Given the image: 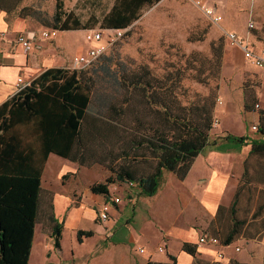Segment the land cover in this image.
Returning a JSON list of instances; mask_svg holds the SVG:
<instances>
[{
    "label": "trees",
    "instance_id": "1",
    "mask_svg": "<svg viewBox=\"0 0 264 264\" xmlns=\"http://www.w3.org/2000/svg\"><path fill=\"white\" fill-rule=\"evenodd\" d=\"M159 1L115 0L104 27L127 28L146 6ZM17 2L0 0V9L12 13ZM62 6L57 5L56 29L87 28L71 14L63 19ZM215 52L214 62L220 68L221 53ZM99 69L95 78L85 68L51 67L0 105V160L4 163L0 168L7 172L0 175V264H29L44 190L41 174L50 153L83 166H106L112 175L91 186L93 193L106 197L116 182L135 184L140 195H155L166 172L183 180L195 158L218 140L252 144L249 158L264 155V110L258 125L261 138L229 133L212 138L216 90L183 104L177 92L179 81L173 76H151L148 68L128 71L123 67L118 72L108 60ZM100 74L110 81L114 92H101ZM209 77L196 75L202 83L209 82ZM26 123L30 124L28 134L39 137L37 148L24 143L26 136L19 126ZM92 157L95 160L88 162ZM240 194L239 185L232 205L221 206L216 214V221L232 222L227 230L216 228L219 237L215 236L226 246L238 240L245 228V222L235 216ZM51 220L49 233L55 248L60 249L62 222L54 214ZM93 234L91 230L78 231L79 240ZM183 250L196 252L189 243L183 244Z\"/></svg>",
    "mask_w": 264,
    "mask_h": 264
},
{
    "label": "rangeland",
    "instance_id": "2",
    "mask_svg": "<svg viewBox=\"0 0 264 264\" xmlns=\"http://www.w3.org/2000/svg\"><path fill=\"white\" fill-rule=\"evenodd\" d=\"M58 3L63 5V19L71 14L87 28L64 32L57 29L55 39L44 40L40 32L55 28ZM114 3L115 0H18L16 8L8 16L23 19L28 24L27 32L35 37L31 51L41 53L51 48L49 54L58 60L56 67L70 70L85 68L95 78L101 72L100 64L107 60L118 72L123 67L128 71L148 68L151 76L161 79L173 76L179 81L177 92L183 104L208 96L214 89L217 99L212 138L226 133L238 135L235 131L239 116L248 125L251 137L261 138L253 126L258 128L260 111L264 110V71L244 62L242 50L231 46L226 35L229 31L236 32L254 48H264V0H161L146 6L141 17L124 28L121 37L115 35L114 28L104 27L105 16ZM205 8H212L215 15L221 17L220 21L215 22ZM70 21L72 24L73 20ZM250 21L254 28L248 27ZM98 29L103 30V37L110 41L109 46L89 66L75 67V57L87 53L89 47L97 44L87 43L86 34ZM214 47L221 53L220 68L214 62L217 53ZM96 69L99 72L94 74ZM196 75H209V82H199ZM98 79L101 92H114L110 81L108 83L102 74ZM256 103L262 107L257 108ZM94 160L93 157L87 159L88 162ZM80 166L78 173L66 172L60 179L52 175L45 180L37 222L42 233H49L51 229L57 193L74 188L83 192L91 190L94 183L105 182L112 175L106 166L99 163ZM244 166L245 175L239 182L241 194L235 216L245 222L246 228L240 235L249 237L264 227V212L260 213V206H264V155H253ZM129 183L116 182L117 192H122ZM255 206L257 212L253 213ZM209 221L206 216L202 225ZM231 226L230 220H214L209 228L205 226L201 230L218 236L216 227L227 230ZM68 239H65V244H68Z\"/></svg>",
    "mask_w": 264,
    "mask_h": 264
},
{
    "label": "crops",
    "instance_id": "3",
    "mask_svg": "<svg viewBox=\"0 0 264 264\" xmlns=\"http://www.w3.org/2000/svg\"><path fill=\"white\" fill-rule=\"evenodd\" d=\"M8 15L0 9V105L18 92V78L30 83L45 70L58 68L55 65L58 60L49 54L51 48L41 53L23 50L16 40L17 35L35 37L27 32L28 24L23 19ZM236 124V134L251 137L248 125L240 116ZM29 126V123L19 126L26 136L24 143L37 148L39 137L28 134ZM251 148L252 144L218 140L195 158L183 180H179L176 173L166 172L159 191L151 197L140 195L139 188L131 183L122 192H117L115 183L111 184L108 197L91 190L64 189L55 197V217L63 226L61 248H55L50 233H42L35 224L28 263L264 264V227L249 237L241 235L228 246L198 243L205 232L201 228L210 227L221 206L229 208L232 205ZM67 159L49 154L41 174L42 186L52 175L60 179L66 172L78 173L80 164ZM0 165L4 167L3 160ZM6 173L0 168V175ZM114 197L120 202L115 203ZM106 203L109 204L108 218L103 221L99 219V211ZM260 208L263 213L264 206ZM252 212H257L256 206ZM206 216L210 221L204 226ZM79 230H91L94 234L79 240ZM66 238H69L68 244H65ZM184 243L195 248L194 255L183 250ZM163 244L165 252L158 251V246ZM139 248L145 251L141 253ZM220 250L223 258L217 255Z\"/></svg>",
    "mask_w": 264,
    "mask_h": 264
},
{
    "label": "built area",
    "instance_id": "4",
    "mask_svg": "<svg viewBox=\"0 0 264 264\" xmlns=\"http://www.w3.org/2000/svg\"><path fill=\"white\" fill-rule=\"evenodd\" d=\"M200 2V1H199ZM198 2V4H199ZM205 12L213 17V20L215 22H219L221 17L215 15V11L212 8H205ZM249 28H254V23L250 22L248 24ZM115 35L118 37H121L123 35V32H125V29H119V28H114L113 29ZM89 33L86 34V39L88 42H95L97 44L93 45L92 47H89L87 53H83L74 59V66H83L87 67L91 63H93L101 54L104 53L105 49L109 46L110 41L105 40L103 37V30L98 29V30H92L88 31ZM58 30L55 28H46L44 30H41L40 36L44 40L48 39H55L57 37ZM228 41L230 42L231 46L238 47L242 50L243 56L246 59V62L250 63L251 65L262 69L264 71V48L261 47L259 49L254 48L252 45L247 43L246 39L242 38L239 36L236 32H231L229 31L226 35ZM17 42L22 44L23 50L27 53L30 52L34 46V38L30 37L26 34L19 33L16 37ZM29 83H25L23 79L18 78L17 80V87L18 91L24 89ZM256 107H262L259 103H256ZM253 128L256 130L258 129L256 125L253 126ZM115 203H119L120 199L119 198H113ZM108 208L109 204H104V206L101 208L99 211V219L100 220H107L108 218ZM199 244H208L210 246H217V247H222L223 244L221 240L215 236L212 235L208 232H203L200 237H199ZM158 251L165 252V246L160 245L158 246ZM239 250V248H236ZM144 248H139V252H144ZM217 255L219 258H223L224 254L220 250L217 252Z\"/></svg>",
    "mask_w": 264,
    "mask_h": 264
}]
</instances>
